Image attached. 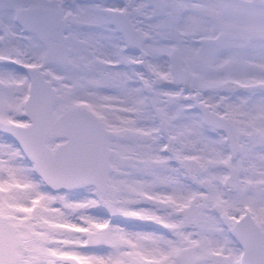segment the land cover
Listing matches in <instances>:
<instances>
[{"label": "snow or ice", "instance_id": "1", "mask_svg": "<svg viewBox=\"0 0 264 264\" xmlns=\"http://www.w3.org/2000/svg\"><path fill=\"white\" fill-rule=\"evenodd\" d=\"M0 264H264V0H0Z\"/></svg>", "mask_w": 264, "mask_h": 264}]
</instances>
